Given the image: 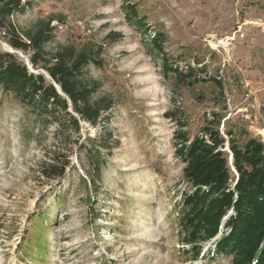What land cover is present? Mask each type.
<instances>
[{
	"label": "rangeland",
	"instance_id": "rangeland-1",
	"mask_svg": "<svg viewBox=\"0 0 264 264\" xmlns=\"http://www.w3.org/2000/svg\"><path fill=\"white\" fill-rule=\"evenodd\" d=\"M21 4L10 22L23 38L49 21L47 56L67 45L94 52L87 83L112 108L61 133L0 92V264H229L207 254L215 239L198 260L182 251L174 208L188 185L173 135L180 122L193 138L220 121L221 135L264 143V0ZM8 40L0 29V51L50 82L44 62L33 67L32 52ZM50 164L63 175L43 176Z\"/></svg>",
	"mask_w": 264,
	"mask_h": 264
},
{
	"label": "trees",
	"instance_id": "trees-1",
	"mask_svg": "<svg viewBox=\"0 0 264 264\" xmlns=\"http://www.w3.org/2000/svg\"><path fill=\"white\" fill-rule=\"evenodd\" d=\"M124 9L127 20L136 19L131 5ZM23 10L21 0H0V29L9 36L12 49L32 52L33 67L44 62L42 69L50 82L42 74L30 73L13 54L0 51V92L28 107L40 121L51 119L61 133L68 128L78 132L81 121L95 126L112 103L94 100L96 87L87 83V67L97 62L94 52L67 45L47 56L44 47L53 39L49 21L41 23L34 33L23 35L24 40L10 22ZM151 43L163 53L162 34L155 33ZM169 70L181 78L178 68ZM219 123L209 122L200 134L190 138L180 122L173 135L175 156L184 165L183 179L188 185L174 208L177 234L182 245L188 246L182 251L191 253V260H198L201 245L215 239L212 249L207 250L212 260L264 264V143L252 137L240 140L228 130L221 135ZM225 144L229 153L223 150ZM63 173L64 166L55 164L42 169L46 178Z\"/></svg>",
	"mask_w": 264,
	"mask_h": 264
}]
</instances>
